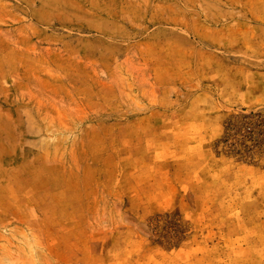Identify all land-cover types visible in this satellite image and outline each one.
Listing matches in <instances>:
<instances>
[{"label": "rangeland", "instance_id": "obj_1", "mask_svg": "<svg viewBox=\"0 0 264 264\" xmlns=\"http://www.w3.org/2000/svg\"><path fill=\"white\" fill-rule=\"evenodd\" d=\"M0 264H264V0H0Z\"/></svg>", "mask_w": 264, "mask_h": 264}]
</instances>
